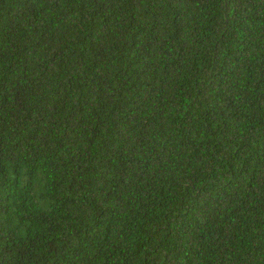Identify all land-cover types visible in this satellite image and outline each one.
Segmentation results:
<instances>
[{
	"label": "trees",
	"instance_id": "16d2710c",
	"mask_svg": "<svg viewBox=\"0 0 264 264\" xmlns=\"http://www.w3.org/2000/svg\"><path fill=\"white\" fill-rule=\"evenodd\" d=\"M0 264H264V0H0Z\"/></svg>",
	"mask_w": 264,
	"mask_h": 264
}]
</instances>
